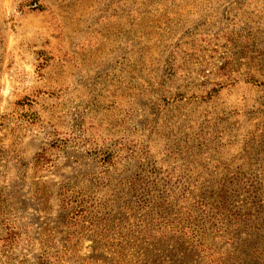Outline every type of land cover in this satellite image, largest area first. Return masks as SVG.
<instances>
[{
  "label": "rangeland",
  "instance_id": "rangeland-1",
  "mask_svg": "<svg viewBox=\"0 0 264 264\" xmlns=\"http://www.w3.org/2000/svg\"><path fill=\"white\" fill-rule=\"evenodd\" d=\"M0 264H264V0H0Z\"/></svg>",
  "mask_w": 264,
  "mask_h": 264
}]
</instances>
